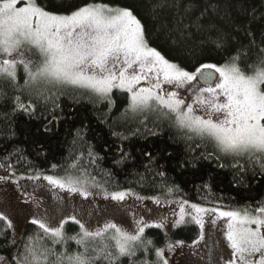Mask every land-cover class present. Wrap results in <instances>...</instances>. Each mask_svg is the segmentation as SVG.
I'll return each mask as SVG.
<instances>
[{"label": "trees", "instance_id": "trees-1", "mask_svg": "<svg viewBox=\"0 0 264 264\" xmlns=\"http://www.w3.org/2000/svg\"><path fill=\"white\" fill-rule=\"evenodd\" d=\"M37 2L56 14L93 3L130 9L144 26L148 45L189 71L204 63L223 66L239 57L240 69L251 74L264 60V0ZM26 80L22 65L15 81L0 78V168L28 177L83 178L115 193H170L231 211L264 206V157L224 154L211 139L178 126L172 114L130 112L125 92L101 96L69 85L38 88ZM62 230L64 240L53 244L30 222L15 241L0 220V256L16 264L14 258L23 259L30 244L83 252L76 239H70L82 235L79 225L65 222ZM197 235L188 219L173 231V237L184 242ZM113 236L107 231L88 241V254L101 257L95 264H163L156 254L165 244L159 228L145 229L142 240L130 245L132 255H119Z\"/></svg>", "mask_w": 264, "mask_h": 264}, {"label": "snow or ice", "instance_id": "snow-or-ice-1", "mask_svg": "<svg viewBox=\"0 0 264 264\" xmlns=\"http://www.w3.org/2000/svg\"><path fill=\"white\" fill-rule=\"evenodd\" d=\"M33 49L42 57L35 71L29 56ZM238 59L233 57L232 63L223 66L204 63L189 71L148 45L144 26L130 9L93 3L70 14H56L41 7L37 0H0V78L15 81L17 66L22 65L28 77L25 83L71 85L101 96H107L114 88L126 90L131 94L133 110L155 101L174 114L178 126L213 140L226 154L264 155V60L251 74H246L236 63ZM150 78V87L137 88L141 81ZM162 84L190 89L193 103H186L176 91L161 95ZM194 104L203 109L204 115L196 114ZM44 179L60 189L89 195L84 187L86 181L79 178ZM126 195L114 193L112 199L123 200ZM191 208L196 213L192 219L201 228V214L217 212L195 204ZM183 213L181 207V220ZM219 216L228 218L226 237L232 249L228 264H264V206L220 211ZM70 219L79 224L82 232L79 239H70H76L83 252H56L30 244L23 259L14 258L16 264H95L101 257L88 254V241L103 237L108 229L114 230L119 255H132L129 246L142 240L145 228L163 226L141 220L135 234L115 224L90 231L75 217ZM0 220L7 217L0 213ZM33 223L39 224L53 244L64 240L62 226L50 228L38 220ZM156 254L163 257L162 250ZM0 261L8 264L3 257ZM163 264H168L167 260Z\"/></svg>", "mask_w": 264, "mask_h": 264}, {"label": "rangeland", "instance_id": "rangeland-1", "mask_svg": "<svg viewBox=\"0 0 264 264\" xmlns=\"http://www.w3.org/2000/svg\"><path fill=\"white\" fill-rule=\"evenodd\" d=\"M29 56L33 61L32 69L35 71L36 67L42 62V57L35 49L29 53ZM151 83H153L151 78L147 81H141L137 88L150 87ZM32 84L38 88L54 85L46 81L32 82ZM202 86L204 85L202 84ZM161 87L163 89L160 92L161 95L169 91H176L180 98L185 99L186 103H193L194 98H190V89L177 88L171 84H162ZM113 90L127 93L129 98L128 110L130 112H153L159 115L169 113L166 112L167 109L157 105L155 101L150 102L148 107H138L133 110L130 100L131 94L119 88ZM204 95L208 96V94ZM194 108H196L197 115H204L203 109L199 106L194 104ZM172 115L175 118L174 114ZM215 146L217 147L216 143ZM256 155L264 157L261 154ZM0 177H4L3 180H0V213L7 217V220H4L7 224L11 222L9 228L15 241L21 238L25 224L33 223V220L41 221L50 228H55L63 226L65 222L76 223L70 219V217H75L90 231L103 229L106 224H115L132 234H135L136 229L141 226L138 222L143 220L149 225H163L154 228H159L165 236V244L159 250L163 252V257L160 258L163 261L167 260L168 264H228L232 260V249L229 247V241L226 237L228 218L219 216L220 211L231 210L219 206L198 205L206 209H217L215 213L201 214L203 219V228H201L192 219L196 215L191 208L193 203L177 198L170 193L146 196L132 191H120L117 193L123 192L127 195L123 200H114L112 194L115 192L97 185L92 180L83 178L79 179L86 181L84 187L89 193L87 197L82 196L79 192H69L67 189H60L51 185L44 179L46 176H37L38 178L21 176L8 168L1 167ZM157 200H159V203L156 202ZM40 201L43 203L41 208L37 204H40ZM181 207L184 209L182 220ZM186 219L190 220L198 230L197 237L189 242L177 240L173 237L174 229ZM107 231L112 232L113 235L115 234L113 229ZM208 252L211 255L209 260L206 256ZM4 260L7 261L6 258ZM0 264H3V261H0ZM8 264L10 263L8 262Z\"/></svg>", "mask_w": 264, "mask_h": 264}, {"label": "flooded vegetation", "instance_id": "flooded-vegetation-1", "mask_svg": "<svg viewBox=\"0 0 264 264\" xmlns=\"http://www.w3.org/2000/svg\"><path fill=\"white\" fill-rule=\"evenodd\" d=\"M38 205H39V207L41 208L42 207V201H40V204L39 203H37ZM254 207H252V206H249V209H253ZM206 256L208 257V260H209V257H211V255H210V253L208 252V254H206Z\"/></svg>", "mask_w": 264, "mask_h": 264}]
</instances>
